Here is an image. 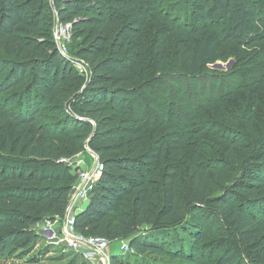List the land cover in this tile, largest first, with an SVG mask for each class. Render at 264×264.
<instances>
[{
  "label": "trees",
  "instance_id": "1",
  "mask_svg": "<svg viewBox=\"0 0 264 264\" xmlns=\"http://www.w3.org/2000/svg\"><path fill=\"white\" fill-rule=\"evenodd\" d=\"M256 1L0 0V52L25 58L0 55V96L14 92L7 101L0 97V262L13 249L24 252L42 242L40 226L46 220L64 218L78 178V169L68 161L86 147L103 171L87 206L74 215V228L83 237L128 242L134 254L111 253L110 264H149L141 256L193 259L204 226L200 212L207 206L264 259V241L251 244L264 226V134L259 139L254 133L251 141L225 132L218 137L228 156L239 161L237 177L222 181L227 186L217 188L207 177L208 172L221 176L217 165H195L186 186L181 185V166L168 165L156 202L151 180L162 170L164 154L188 147L192 135L178 125H170L159 138L146 132L157 117L150 110L161 96L153 92L162 78H181L196 87L224 43L246 47L264 41V17ZM55 20L71 25L73 37L81 38L74 55L88 69L85 80L67 71L68 61L54 38ZM152 28L148 40L145 32ZM45 35L50 51L42 49ZM244 91L252 94L255 108L258 89ZM53 95L67 100L64 124L40 119L44 102ZM173 102L164 103L168 115L176 108ZM247 112L250 119L251 107ZM228 121L236 124L238 118ZM206 131L195 130L193 136ZM233 148L240 153L232 156ZM211 190L220 192L210 196ZM142 226L153 234L182 235L174 243L159 235L143 238ZM242 258L239 249H227L214 264H243Z\"/></svg>",
  "mask_w": 264,
  "mask_h": 264
},
{
  "label": "rangeland",
  "instance_id": "2",
  "mask_svg": "<svg viewBox=\"0 0 264 264\" xmlns=\"http://www.w3.org/2000/svg\"><path fill=\"white\" fill-rule=\"evenodd\" d=\"M256 2L257 7L261 10L259 14L264 17V0ZM169 3H165L163 8L167 10L170 6ZM155 20L150 23L151 27L155 25ZM57 24L59 23L55 20V26ZM53 31L55 38L56 29ZM153 32H155V28L146 30L145 34H147L148 40L151 37L153 38ZM47 41L48 36L45 35L41 41L42 49L46 48V51H50L48 50ZM80 43L81 38L73 37L70 25L69 37L61 39V44L65 47L62 55L68 61L67 65H65L67 71L71 75L78 73L85 80L88 69L74 55L75 48ZM0 55L11 60L22 61L25 59L19 54L9 57L5 52H0ZM28 56L32 57L33 55L28 53ZM178 79H180V82L178 80L171 82L170 79L162 78L163 84H160L153 92L154 94L157 92L161 96L154 99L156 106L150 111L154 112L157 117L150 120L151 125L146 128V132L149 137L159 138L160 135L166 134V129L170 125H178L181 128L190 130L192 136L189 138L190 144L188 147L179 149L176 154H164L162 161L163 168L151 180L154 196L157 198L156 202L161 200L162 197L161 174L166 171L168 165L178 164L181 166L180 176L182 186L188 184L191 169L195 165H199L202 169L211 164L217 165L220 167L221 176H214L208 172L207 177L213 181L217 188L221 184L227 186L229 183H222V181L227 176L230 180L237 177L239 161L235 162L233 161V157L228 156L227 146L218 137L222 136L225 132L227 136L230 135L233 139L243 138V141H251L254 133L259 139L264 134V41L246 47L237 46L231 42L224 43L218 52L217 60L208 67V71L198 80L196 87L192 85V81ZM245 88L258 89V92H256L258 103L255 108L251 105L252 94L249 91H244ZM13 93V91H8L0 97L7 101V99H11L14 96ZM19 97L20 95L18 99ZM171 100L174 101L173 104L176 108L172 111V114L168 115L163 107L166 105H164L165 101L169 102ZM2 102L5 103V101ZM160 103H162L161 107L159 106ZM9 107L15 108L16 103L9 105ZM42 107H44V110L40 119L43 123H56L58 125L63 123L61 115L62 111L67 107V100L64 97L53 95L44 102ZM250 107L252 112L251 122H249V118L245 117ZM69 110L72 111V108H69ZM235 117L238 118V122L236 124L229 123L228 118ZM153 126H158L159 132ZM201 128H205L207 131L199 137H194V131ZM57 131L60 132L61 127H58ZM153 131H156V135L153 134ZM27 135H30V133ZM1 140L2 132L0 128ZM87 149L90 148L86 147L82 153L68 161L71 167L81 170L78 174L88 169L82 168L81 165L82 156L84 153H87ZM239 153V150L236 148L231 150L232 156ZM79 163L81 168H79L80 166L78 167ZM219 192L211 190L209 195L215 196ZM235 201H237L236 198ZM200 215L203 217L204 226L198 250L194 251L193 259L171 261L168 258L155 256H141L138 259L141 260L145 257L147 259L146 262L149 264H214L227 249L236 248L243 253V264H264V259L257 256L255 249L243 243L238 230L232 227L223 216H220L215 208L207 206L200 212ZM156 235H159L160 240L166 239L167 242L171 241V243H174L177 239L181 238L182 234L179 231L153 234L149 226H142L140 236L143 238ZM257 240L264 241V226L260 229L258 238L252 239L251 244ZM116 246L118 248L119 245L115 243L110 244V253L113 252V249H117ZM185 253H187V249L184 247ZM0 264L88 263L81 258L79 253L68 250L62 243L49 244L43 240L39 244L31 245L24 252L13 249L12 254L2 260Z\"/></svg>",
  "mask_w": 264,
  "mask_h": 264
},
{
  "label": "built area",
  "instance_id": "3",
  "mask_svg": "<svg viewBox=\"0 0 264 264\" xmlns=\"http://www.w3.org/2000/svg\"><path fill=\"white\" fill-rule=\"evenodd\" d=\"M55 29V42L58 50L63 54L65 47L61 44V39L69 37L70 25L57 24ZM86 152L90 154L93 164L78 174L64 218L54 223L44 222L40 226V237L49 244L62 243L68 250L79 253L82 259L89 264H110L109 246L111 243L102 238L83 237L74 228V215L78 209L74 204L77 201L86 202L89 200L92 186L103 171V165L99 163L97 155L90 149H87ZM118 245L119 252L128 255L134 254V250L128 242L120 241Z\"/></svg>",
  "mask_w": 264,
  "mask_h": 264
},
{
  "label": "crops",
  "instance_id": "4",
  "mask_svg": "<svg viewBox=\"0 0 264 264\" xmlns=\"http://www.w3.org/2000/svg\"><path fill=\"white\" fill-rule=\"evenodd\" d=\"M82 161H81V165H82V168H84V169H86V168H90L91 166H92V158H91V156H90V154L88 153H84L83 154V156H82ZM89 165V167H87L88 165ZM81 165H80V163H79V165H78V167L79 168H81ZM81 170L79 169L78 170V172H80ZM73 192V191H72ZM87 203H88V201H86V202H79V201H77L76 203H75V206L78 208L77 209V211L75 212V214L76 213H78V212H80V211H82L86 206H87ZM116 248H117V246H116ZM119 252V246H118V248L115 250V249H113V252H111V253H118ZM110 253V254H111ZM89 264V263H88Z\"/></svg>",
  "mask_w": 264,
  "mask_h": 264
},
{
  "label": "water",
  "instance_id": "5",
  "mask_svg": "<svg viewBox=\"0 0 264 264\" xmlns=\"http://www.w3.org/2000/svg\"><path fill=\"white\" fill-rule=\"evenodd\" d=\"M58 44V43H57ZM45 222H49V220H46Z\"/></svg>",
  "mask_w": 264,
  "mask_h": 264
}]
</instances>
